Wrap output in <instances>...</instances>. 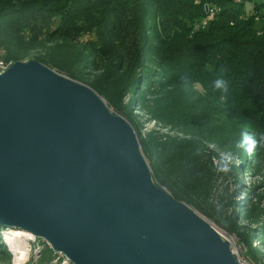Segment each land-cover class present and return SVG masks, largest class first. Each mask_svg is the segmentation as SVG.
Here are the masks:
<instances>
[{
  "label": "trees",
  "instance_id": "16d2710c",
  "mask_svg": "<svg viewBox=\"0 0 264 264\" xmlns=\"http://www.w3.org/2000/svg\"><path fill=\"white\" fill-rule=\"evenodd\" d=\"M244 7V0H0V54L15 62L31 53L75 80L94 59L100 72L84 83L116 114L134 75L158 61L167 91L149 112L181 137L149 134L140 147L153 180L206 214L211 161L203 149L235 146L245 132L264 135V23L257 29V13L246 16ZM253 9L263 14L264 2ZM222 68L227 94L212 87ZM4 254L2 243L9 264Z\"/></svg>",
  "mask_w": 264,
  "mask_h": 264
},
{
  "label": "water",
  "instance_id": "95a60500",
  "mask_svg": "<svg viewBox=\"0 0 264 264\" xmlns=\"http://www.w3.org/2000/svg\"><path fill=\"white\" fill-rule=\"evenodd\" d=\"M0 226L45 239L72 264H241L153 180L123 116L35 59L0 75Z\"/></svg>",
  "mask_w": 264,
  "mask_h": 264
},
{
  "label": "rangeland",
  "instance_id": "374dc122",
  "mask_svg": "<svg viewBox=\"0 0 264 264\" xmlns=\"http://www.w3.org/2000/svg\"><path fill=\"white\" fill-rule=\"evenodd\" d=\"M244 1L245 15L257 13L255 25L260 29L264 19L259 18L264 12L260 10L262 14L254 10L253 3L264 0ZM151 15L152 13L150 17ZM158 21L150 19V24H157ZM148 35L155 37L156 33L148 32ZM32 56L30 53L29 58L21 61L34 59ZM93 60H87L81 67L82 80L73 79L74 81L85 84V79H93L100 72ZM158 65L156 61L140 68L134 75L133 88L122 98L124 112L119 115L132 126L138 141H143L149 134L157 136L155 133L181 137L179 132L171 130L164 122L154 120L149 112L155 107L151 102L155 95H162L167 91L161 86L162 79L157 74ZM203 151L211 161L205 180L210 183V187L202 190L206 214L188 206L229 242L231 252L240 260L248 264H264V149L258 148L249 154L245 148H219L214 144H207ZM225 153H231V170L228 173L218 172L215 170L216 161ZM2 243L6 251L4 257L9 258V264H72L63 253L53 250L45 239L19 227L1 226L0 244ZM46 248L51 252L46 251ZM2 260L0 259V263L6 264Z\"/></svg>",
  "mask_w": 264,
  "mask_h": 264
},
{
  "label": "clouds",
  "instance_id": "9594fccd",
  "mask_svg": "<svg viewBox=\"0 0 264 264\" xmlns=\"http://www.w3.org/2000/svg\"><path fill=\"white\" fill-rule=\"evenodd\" d=\"M213 90H219L224 94L229 92V82L225 79V69H220V74L214 79L212 84ZM235 147L237 149L245 148V150L252 154L258 148L264 149V135H261L259 139L248 135L247 133H243L241 139L236 142ZM231 153H225L219 157L216 161V171L228 173L230 169L231 163Z\"/></svg>",
  "mask_w": 264,
  "mask_h": 264
},
{
  "label": "built area",
  "instance_id": "2783aa9c",
  "mask_svg": "<svg viewBox=\"0 0 264 264\" xmlns=\"http://www.w3.org/2000/svg\"><path fill=\"white\" fill-rule=\"evenodd\" d=\"M14 61L12 60H6L4 59L1 54H0V75L3 74L4 72L7 71V69L11 66V64ZM235 257L237 258V260L239 261V263L241 264H248L247 262L240 260L238 256L235 255Z\"/></svg>",
  "mask_w": 264,
  "mask_h": 264
},
{
  "label": "bare ground",
  "instance_id": "6f19581e",
  "mask_svg": "<svg viewBox=\"0 0 264 264\" xmlns=\"http://www.w3.org/2000/svg\"><path fill=\"white\" fill-rule=\"evenodd\" d=\"M16 231H18V230H16ZM16 234V233H15Z\"/></svg>",
  "mask_w": 264,
  "mask_h": 264
}]
</instances>
